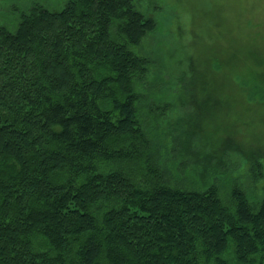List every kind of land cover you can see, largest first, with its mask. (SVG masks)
I'll return each mask as SVG.
<instances>
[{"label":"trees","instance_id":"1","mask_svg":"<svg viewBox=\"0 0 264 264\" xmlns=\"http://www.w3.org/2000/svg\"><path fill=\"white\" fill-rule=\"evenodd\" d=\"M53 2L0 26V264H264V195L194 150L204 113L184 135L150 99L154 18Z\"/></svg>","mask_w":264,"mask_h":264},{"label":"rangeland","instance_id":"2","mask_svg":"<svg viewBox=\"0 0 264 264\" xmlns=\"http://www.w3.org/2000/svg\"><path fill=\"white\" fill-rule=\"evenodd\" d=\"M34 1L45 0H0V26L9 24L16 8ZM134 1L156 23L135 51L154 63L150 99L167 115L161 117L165 129L178 127L186 135L199 119L186 115L204 113V128L194 134L204 143L194 150L215 153L212 163L227 167L218 171L219 183L230 184L233 176L255 199L263 196L264 0Z\"/></svg>","mask_w":264,"mask_h":264}]
</instances>
